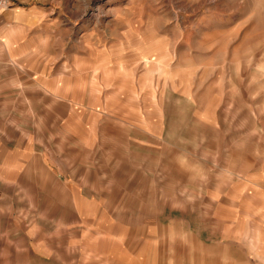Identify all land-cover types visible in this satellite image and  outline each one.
Wrapping results in <instances>:
<instances>
[{
    "label": "rangeland",
    "instance_id": "rangeland-1",
    "mask_svg": "<svg viewBox=\"0 0 264 264\" xmlns=\"http://www.w3.org/2000/svg\"><path fill=\"white\" fill-rule=\"evenodd\" d=\"M3 9L0 264H128L158 222L161 264H264V0ZM35 151L94 188L16 191ZM87 226L111 243L78 246Z\"/></svg>",
    "mask_w": 264,
    "mask_h": 264
},
{
    "label": "crops",
    "instance_id": "crops-1",
    "mask_svg": "<svg viewBox=\"0 0 264 264\" xmlns=\"http://www.w3.org/2000/svg\"><path fill=\"white\" fill-rule=\"evenodd\" d=\"M3 9L1 12H4ZM36 154V155H35ZM34 163L37 165L34 166ZM25 165L19 169L18 175L14 178L6 179L8 183L12 184L14 189L17 191L19 189H32L34 191H42L43 196H46L50 201H62L63 198L56 192L57 189L61 190H76L84 188L83 184H88L89 187L94 188L91 183L95 181L92 180L91 175L88 177L85 168L80 166V163H76L74 166H61L59 160L53 155L49 154L46 151L34 152L31 157H25ZM87 180V182H86ZM79 215L78 217H81ZM84 217L79 218L80 222H83ZM154 226V225H153ZM91 228L87 226L86 228L80 227L78 234L81 235L82 243H79L78 246L83 244L96 242L101 243L104 241L105 244H110L112 240V235L101 234L100 232H93L92 236H89ZM138 230V229H137ZM140 229L137 231L136 237H130L132 241V249L129 247L130 257L128 264H161L160 255H161V232L159 222L156 224L155 230H153L152 235L143 237L140 236ZM77 238V237H76ZM134 239V240H132ZM151 242L152 251L150 253L149 249H146V245ZM57 244L61 245L65 243L61 239L57 240ZM131 244V242H130ZM131 246V245H130ZM87 251L86 253H88ZM85 253V255H86ZM89 255V254H88ZM111 250L105 251V253L98 252L95 255V259L91 264H110L111 261ZM83 260H86V258Z\"/></svg>",
    "mask_w": 264,
    "mask_h": 264
},
{
    "label": "built area",
    "instance_id": "built-area-1",
    "mask_svg": "<svg viewBox=\"0 0 264 264\" xmlns=\"http://www.w3.org/2000/svg\"><path fill=\"white\" fill-rule=\"evenodd\" d=\"M8 3V0H0V9H2L3 7H6Z\"/></svg>",
    "mask_w": 264,
    "mask_h": 264
}]
</instances>
